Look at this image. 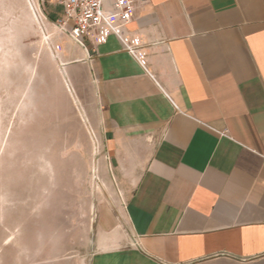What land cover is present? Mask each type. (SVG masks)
<instances>
[{"label": "crops", "instance_id": "obj_1", "mask_svg": "<svg viewBox=\"0 0 264 264\" xmlns=\"http://www.w3.org/2000/svg\"><path fill=\"white\" fill-rule=\"evenodd\" d=\"M45 10L98 142L89 264H264V0H137L84 45Z\"/></svg>", "mask_w": 264, "mask_h": 264}, {"label": "rangeland", "instance_id": "obj_2", "mask_svg": "<svg viewBox=\"0 0 264 264\" xmlns=\"http://www.w3.org/2000/svg\"><path fill=\"white\" fill-rule=\"evenodd\" d=\"M45 8L0 0V264H89L98 216V142Z\"/></svg>", "mask_w": 264, "mask_h": 264}, {"label": "built area", "instance_id": "obj_3", "mask_svg": "<svg viewBox=\"0 0 264 264\" xmlns=\"http://www.w3.org/2000/svg\"><path fill=\"white\" fill-rule=\"evenodd\" d=\"M38 5H55L63 9V15L55 23L81 45L83 37H91L95 41L105 42L109 36L121 38L124 28L134 17L137 0H37ZM126 45L130 53L137 59V51Z\"/></svg>", "mask_w": 264, "mask_h": 264}, {"label": "bare ground", "instance_id": "obj_4", "mask_svg": "<svg viewBox=\"0 0 264 264\" xmlns=\"http://www.w3.org/2000/svg\"><path fill=\"white\" fill-rule=\"evenodd\" d=\"M41 28V27H40ZM83 264H85V263H83Z\"/></svg>", "mask_w": 264, "mask_h": 264}]
</instances>
